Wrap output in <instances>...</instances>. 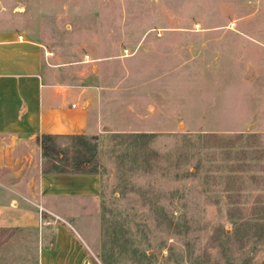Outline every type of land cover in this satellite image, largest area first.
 <instances>
[{
	"label": "rangeland",
	"instance_id": "1",
	"mask_svg": "<svg viewBox=\"0 0 264 264\" xmlns=\"http://www.w3.org/2000/svg\"><path fill=\"white\" fill-rule=\"evenodd\" d=\"M7 30L115 75L120 101L100 137L7 158L1 172L24 184L85 178L46 198L61 218L32 227L13 264H41L49 244L54 264H264V0H0ZM8 190L0 177L1 201Z\"/></svg>",
	"mask_w": 264,
	"mask_h": 264
},
{
	"label": "crops",
	"instance_id": "2",
	"mask_svg": "<svg viewBox=\"0 0 264 264\" xmlns=\"http://www.w3.org/2000/svg\"><path fill=\"white\" fill-rule=\"evenodd\" d=\"M98 68L49 59L39 45L23 39V34L0 31V177L12 195L9 203L0 200V229L14 231L9 239L1 240L0 264H13L29 257L25 252L29 240L36 241L30 229L47 215L61 218L58 203H48L46 198H70L76 190V178L85 179L80 175L40 172L34 181L30 178L24 184L26 176L19 181L10 178L1 172L2 166L10 155L32 142L41 149V136H49L53 141L98 138L108 129V123L118 117L115 111L120 101L115 96L119 88L109 86L117 79L115 75L108 78ZM82 187L79 188L87 192L95 188L93 184ZM3 194L0 191V196ZM17 196L21 200L17 201ZM51 249L49 244L38 252L41 264L44 260L54 264L48 259L49 254L54 257L55 251ZM73 256L74 252L70 257ZM23 264L29 263L24 260Z\"/></svg>",
	"mask_w": 264,
	"mask_h": 264
},
{
	"label": "trees",
	"instance_id": "3",
	"mask_svg": "<svg viewBox=\"0 0 264 264\" xmlns=\"http://www.w3.org/2000/svg\"><path fill=\"white\" fill-rule=\"evenodd\" d=\"M51 137L49 136H41L38 140L40 142V147L43 151H47L49 153H54L55 148H52L50 145L47 144V140H49ZM88 163H81L80 169H85L87 167Z\"/></svg>",
	"mask_w": 264,
	"mask_h": 264
},
{
	"label": "built area",
	"instance_id": "4",
	"mask_svg": "<svg viewBox=\"0 0 264 264\" xmlns=\"http://www.w3.org/2000/svg\"><path fill=\"white\" fill-rule=\"evenodd\" d=\"M18 39H19V40H22V37L19 36ZM46 56H47V57H48V56L51 57V56H52V53H46ZM86 61H87V62H92V61L89 60L88 58H86Z\"/></svg>",
	"mask_w": 264,
	"mask_h": 264
}]
</instances>
